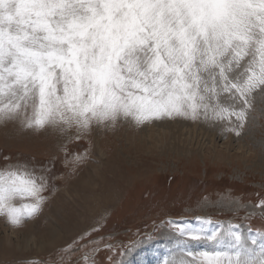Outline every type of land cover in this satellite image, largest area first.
Here are the masks:
<instances>
[{
    "label": "snow or ice",
    "instance_id": "6c2138e0",
    "mask_svg": "<svg viewBox=\"0 0 264 264\" xmlns=\"http://www.w3.org/2000/svg\"><path fill=\"white\" fill-rule=\"evenodd\" d=\"M257 98L264 101V0H0V122L21 132L75 129L78 139L93 125L203 120L227 121L241 137L264 122ZM3 160L0 217L16 228L55 190L51 168ZM254 208L264 217V199ZM169 223L210 250L174 253L164 264H264V236L245 237L242 225ZM86 236L67 246L72 254L97 243L82 244ZM151 239L145 233L126 251Z\"/></svg>",
    "mask_w": 264,
    "mask_h": 264
},
{
    "label": "rangeland",
    "instance_id": "374dc122",
    "mask_svg": "<svg viewBox=\"0 0 264 264\" xmlns=\"http://www.w3.org/2000/svg\"><path fill=\"white\" fill-rule=\"evenodd\" d=\"M256 104L264 101L257 98ZM260 124L236 137L226 131L227 121L140 126L120 121L112 129L93 125L77 139L75 129L31 133L0 122V166L5 156L47 164L55 189L43 193L48 200L39 216L20 227L0 217V264H132L146 251L149 258L142 264H164L174 253L210 250L206 243L179 237V228L169 222L194 230L242 225L238 230L245 237L262 241L264 217L254 208L264 199ZM81 153L87 158L78 161ZM248 212L255 216L247 217ZM48 226L58 232L53 239L45 238ZM145 233L152 239L126 251ZM82 234H87L82 244L97 243L72 254L67 246ZM30 235L36 244L25 246ZM39 239H45L41 249Z\"/></svg>",
    "mask_w": 264,
    "mask_h": 264
},
{
    "label": "bare ground",
    "instance_id": "6f19581e",
    "mask_svg": "<svg viewBox=\"0 0 264 264\" xmlns=\"http://www.w3.org/2000/svg\"><path fill=\"white\" fill-rule=\"evenodd\" d=\"M173 129V128H172ZM158 132H160V131H158ZM173 140V139H172ZM51 221V220H50ZM52 225V224H51ZM46 230L47 231H49V234L50 235H46L47 237H45L46 239H50V236H52V238L51 239H53L55 236H56V232H55V230L52 228V226H48L47 228H46ZM45 230V231H46ZM46 231V232H47ZM59 231V230H58ZM25 233V232H24ZM58 233V232H57ZM11 234H15V233H11ZM12 236H14V235H12ZM58 236V235H57ZM166 238H169V236H165ZM6 238V237H5ZM16 238V237H15ZM5 241H4V244H7V245H9L10 244V239H8L7 238V240L6 239H4ZM10 240V241H9ZM18 240V239H17ZM40 240L42 241V240H45V239H39L38 240V242H39V249H41L42 248V245L40 244ZM18 242V241H17ZM29 243H31V244H33V246L36 244L35 243V236H33V235H30V237H28V239L27 240H25V246H28L29 245ZM19 244V243H18ZM17 247H18V245H17ZM145 247H148V246H145ZM144 248V247H143ZM38 252V251H37ZM150 252H148V251H146V252H144L141 256L139 255V256H136V257H134L133 258V260H134V262L132 263V264H142L143 263V260H146V259H148L149 257H148V254H149Z\"/></svg>",
    "mask_w": 264,
    "mask_h": 264
}]
</instances>
